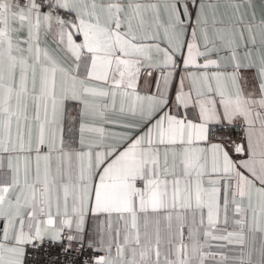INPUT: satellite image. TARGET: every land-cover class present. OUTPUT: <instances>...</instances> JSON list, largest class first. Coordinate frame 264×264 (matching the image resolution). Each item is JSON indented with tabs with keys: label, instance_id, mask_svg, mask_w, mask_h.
Segmentation results:
<instances>
[{
	"label": "snow or ice",
	"instance_id": "1",
	"mask_svg": "<svg viewBox=\"0 0 264 264\" xmlns=\"http://www.w3.org/2000/svg\"><path fill=\"white\" fill-rule=\"evenodd\" d=\"M0 264H264V0H0Z\"/></svg>",
	"mask_w": 264,
	"mask_h": 264
}]
</instances>
